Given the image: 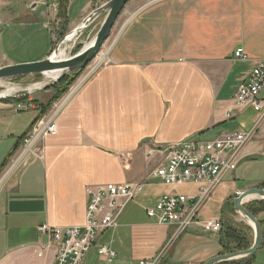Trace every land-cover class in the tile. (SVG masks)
Listing matches in <instances>:
<instances>
[{
	"label": "crops",
	"instance_id": "0c3cea01",
	"mask_svg": "<svg viewBox=\"0 0 264 264\" xmlns=\"http://www.w3.org/2000/svg\"><path fill=\"white\" fill-rule=\"evenodd\" d=\"M36 1L0 0V67L47 58L103 5ZM135 3L134 17L100 67L86 71L77 89L52 107L48 116L55 114L58 130L38 141L37 154L23 148L42 106L32 97L0 99V264H55L57 243L39 227L83 225L87 188L107 183L145 185L82 264H139L157 256L161 264H204L224 254L220 233L198 226L179 231L146 211L171 193L200 195L201 183L169 185L149 177L166 161L165 147L190 137L253 132L237 168L202 201V219L235 218L237 193L264 186V115L248 108L226 117L239 84L264 58V0ZM239 47L248 59L234 56ZM258 219L264 233V212ZM247 232L252 244L248 223ZM100 244L117 253L112 262L100 255ZM248 264H264V238Z\"/></svg>",
	"mask_w": 264,
	"mask_h": 264
},
{
	"label": "built area",
	"instance_id": "2783aa9c",
	"mask_svg": "<svg viewBox=\"0 0 264 264\" xmlns=\"http://www.w3.org/2000/svg\"><path fill=\"white\" fill-rule=\"evenodd\" d=\"M36 2L45 4L47 0ZM234 56L242 60L249 58L242 47L236 49ZM100 64L101 62L97 65ZM95 69L96 65L92 66L89 74ZM76 86L71 88V93L77 89ZM63 104L57 105L56 111L61 110ZM248 108L264 115V58L259 60L252 72L239 84L232 104L226 111V117L233 118L238 112ZM54 115L52 113L50 117L38 121L33 133L25 140L26 149L23 151L25 154L32 152L37 154L38 141L47 135L57 133ZM252 136L253 132L237 131L215 139L190 137L165 147L166 161L152 169L149 177L169 185L201 183L203 186L198 196L189 197L178 193L164 196L156 206L146 208L148 216L161 223L175 226L179 231L198 226L205 232L220 233L223 227L222 221L199 217L200 206L221 180L222 175L237 168L241 150ZM35 139L33 150L28 151L29 145ZM157 151L161 150L152 149L149 152L154 154ZM144 185V183H107L88 187L87 214L83 225L66 227L41 225L39 231L49 233L52 240L57 243L55 264H82L86 254L97 245L98 238L105 231L118 225L124 207L140 195ZM241 192L239 191L237 196ZM98 251L110 262L117 256V253L107 245H98ZM139 264H161V261L157 256L142 260Z\"/></svg>",
	"mask_w": 264,
	"mask_h": 264
},
{
	"label": "water",
	"instance_id": "95a60500",
	"mask_svg": "<svg viewBox=\"0 0 264 264\" xmlns=\"http://www.w3.org/2000/svg\"><path fill=\"white\" fill-rule=\"evenodd\" d=\"M129 1L131 0H108L100 7L96 8L81 25L73 30V32H77L76 37L80 36L90 25L91 20L95 16L102 12H106L104 21L101 24L100 29L94 37V42L90 47L86 48V46H84L79 52L68 58L56 59L53 52H57L63 46V44L66 43L68 36L67 33L61 38L56 48L47 58L34 62L17 63L0 67V79L32 74H41L47 77V75L50 73L60 72L58 77L53 79L54 84L63 77L70 75L74 71L85 70L89 64L99 55L105 42L110 37L113 27L116 24L119 16ZM49 85L50 83L46 82L42 87L36 88L34 90L30 87H24L22 90L30 93L43 87L46 88ZM5 97L8 96L0 95V99ZM253 195L256 197L249 199V197ZM254 200H264V187H251L245 191H242L233 201L234 209L248 220L249 225L254 230V241L251 246L247 249L218 255L206 261L204 264H219L222 262L238 260L255 255L256 251L263 244L264 233L261 221L247 208V204Z\"/></svg>",
	"mask_w": 264,
	"mask_h": 264
},
{
	"label": "rangeland",
	"instance_id": "374dc122",
	"mask_svg": "<svg viewBox=\"0 0 264 264\" xmlns=\"http://www.w3.org/2000/svg\"><path fill=\"white\" fill-rule=\"evenodd\" d=\"M107 1L108 0H99L100 4H104ZM135 11H136L135 0H131L128 2L125 9L123 10L121 15L119 16L116 24L113 27V30H112L110 37L105 42V44H104L103 48L101 49L99 55L89 64V66L85 70L80 71V73L78 75L74 76V72H72L70 74L71 76H74V78H73L74 82H72V84L69 87V90L65 94H63L61 97L54 99L59 95L56 92L54 86H57L60 80L53 84L54 80H48V78L45 77L44 75L32 74V75H22V76H15V77L0 79V92L3 90H6L8 92L9 89H13L14 86L20 88L18 90V92L15 93L14 95H12V96L9 95V97L3 98V99H9L12 101H16L17 98L20 96L32 97L34 99L33 100L34 103L40 104L42 106L43 110L44 109L48 110L44 114L45 117H43L42 119H46V118L50 117L51 115L50 116H48V115H49V113H51V110L54 108L55 103H58L61 99H63L65 97V95L68 92H70L71 88H73V86L77 85L79 83V80H81L82 77L86 76V71H90V68L94 65H96V69H98L100 67V65L103 63V61L101 62L103 53L110 51L112 44H114L113 42H116L117 37L119 36L120 33H122L123 29L125 28V25L129 22V20L131 18L134 17ZM105 16H106V12H102V13L98 14L97 16H95L91 20L90 25L84 30V32L80 36L76 37L74 40H72L68 43L63 44V46L61 48L65 50V54H66L67 58L75 55L84 46L89 44L94 39L98 30L101 27V24L104 21ZM62 34H64V33H62ZM100 58H101V60H100ZM99 60H100L101 64L97 65ZM70 75H67V76H70ZM42 82L43 83L49 82L50 85L46 88L43 87L41 89L35 90L33 92H30V93L22 90V88H24V87H30L34 84L42 83ZM50 103L52 105H51V107H48V104H50ZM24 149H26V145H24L23 151H24ZM247 223L249 224L248 220L244 216H242L239 212H238V214H236L235 218L224 220V226L233 227L234 229L235 228L236 229H244L247 226ZM242 231H243L242 232L243 235L245 234V235H247V237H249V234L246 231V229L242 230Z\"/></svg>",
	"mask_w": 264,
	"mask_h": 264
},
{
	"label": "trees",
	"instance_id": "16d2710c",
	"mask_svg": "<svg viewBox=\"0 0 264 264\" xmlns=\"http://www.w3.org/2000/svg\"><path fill=\"white\" fill-rule=\"evenodd\" d=\"M79 73L80 71H74V76L78 75ZM74 76H71V75L66 76L59 81L57 86H54L56 92L59 94L54 99L61 97L63 94H65L69 90L70 85L72 84V82H74L73 80ZM28 99L29 97L20 96L17 98L16 101L19 103H23V102H26ZM51 105H52L51 103L48 104V107H51ZM47 111H48L47 109H44V110L42 109L40 117L43 116ZM39 118L36 120V122L39 121ZM247 208L250 212H252L258 218L259 214L264 212V200H254L247 204ZM225 219L221 220L223 227L220 232V239H221V243L224 248L223 251L225 253H230V252H234L237 250H243V249L249 248L251 246V239L247 237V235L245 234L243 235L242 233L243 232L242 230L246 229L247 231V226L244 229H236V228L234 229L233 227H226L224 226ZM253 257L254 255L250 257H246L244 259L242 258L238 260L228 261V263L237 264L241 261H244L248 264V261L251 260Z\"/></svg>",
	"mask_w": 264,
	"mask_h": 264
},
{
	"label": "bare ground",
	"instance_id": "6f19581e",
	"mask_svg": "<svg viewBox=\"0 0 264 264\" xmlns=\"http://www.w3.org/2000/svg\"><path fill=\"white\" fill-rule=\"evenodd\" d=\"M76 36H77V32H73V31H71L70 33H68L66 43H68V42L74 40V39L76 38ZM93 42H94V39H93L89 44L86 45V48L90 47V46L93 44ZM64 48H65V47H64ZM53 54L55 55L54 57H55L56 59H64V58H67V56H66V54H65V50L62 49V48H60L57 52H53ZM105 59H106V53H103L102 60H101V58H100V60H101V62H102V61H104ZM100 60H99L98 63H100ZM59 73H60V72H54V73H50V74H48V75H47L48 80L56 79V78L58 77ZM88 73H89V71H88ZM43 85H44L43 82H42V83H37V84H34V85L30 86V88L34 90V89H36V88L42 87ZM19 89H20L19 87H15V86H14L13 89H9L8 92H7L6 90L1 91V92H0V95H5V96H8V97H9V95L12 96V95H14L15 93H17ZM36 139H37V138H36ZM36 139H35V140L29 145V147H28V149H27L28 151H29V150H33V148H34V144H35V142H36ZM21 157H22V156H21ZM254 197H256V196H255V195L250 196L249 199H253ZM243 259H244V258H243Z\"/></svg>",
	"mask_w": 264,
	"mask_h": 264
}]
</instances>
